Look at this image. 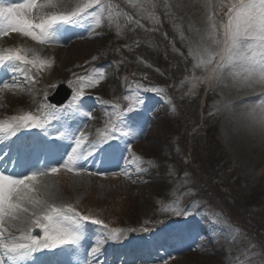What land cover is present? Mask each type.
<instances>
[{
    "label": "rangeland",
    "instance_id": "obj_1",
    "mask_svg": "<svg viewBox=\"0 0 264 264\" xmlns=\"http://www.w3.org/2000/svg\"><path fill=\"white\" fill-rule=\"evenodd\" d=\"M57 2L59 7L45 11L65 13L83 0ZM207 2L121 0L115 9L104 0L108 7L103 29L101 25L91 27L94 21L86 18L90 20L75 29L64 27L63 38L58 35L47 44L20 33L8 38L11 50H31L29 58L39 55L52 64L39 70V75L36 72L29 82L32 85L15 81L18 88L0 92V121L7 110L25 107L33 100L37 89L33 85H39V77L49 84L48 88L39 85L41 100L57 82L77 84V71L90 70L94 76L104 70L106 78L101 86L87 87L80 80L79 87L84 88V94L101 91L108 106L113 105V96L125 100V96L137 93L144 100L138 111L146 116L141 114V124L133 129L143 138L129 136L131 150L127 146L126 155L134 161L129 169L117 171L116 167L76 174L70 179L45 180L46 187L41 184L35 194L50 206L83 208L115 226L122 239L128 238L127 247L111 249L115 241L105 243L101 264H264V130L250 115L253 109L256 114L261 111L264 85L248 87L239 78L227 75L218 83L201 82L208 72L195 66L192 53L206 42ZM226 11L217 9V19H226ZM6 45L2 40L0 50ZM23 67L35 73L29 65ZM211 67L214 65L209 66V72ZM10 77L0 76V83H11L7 80ZM124 82L133 87L124 91ZM153 88L156 91L147 90ZM82 115L89 123L93 121ZM105 120L98 116L93 121L94 132ZM132 123L128 121L133 128ZM242 125L249 126V131ZM79 126L90 130L86 124ZM88 137L93 135L89 133ZM113 157H117L116 151ZM42 164L46 166V162ZM140 167L145 169L141 171ZM110 173L118 175L106 176ZM172 208L189 214L176 216L166 210ZM175 217L179 222L172 219ZM204 221L205 229L199 234ZM127 224L135 233L128 231ZM91 225L79 244L83 254H73L67 264H85L97 234L106 230ZM175 229L187 230L194 238L187 235L173 240L170 234ZM11 231L20 235L15 229ZM143 232L146 236L140 235ZM141 245L147 249V260H142L139 253L136 258H125L126 250L131 254ZM59 255L60 251H54L47 259H37V264H56L58 259L54 263V258ZM33 260L31 256L24 264H33Z\"/></svg>",
    "mask_w": 264,
    "mask_h": 264
},
{
    "label": "snow or ice",
    "instance_id": "obj_2",
    "mask_svg": "<svg viewBox=\"0 0 264 264\" xmlns=\"http://www.w3.org/2000/svg\"><path fill=\"white\" fill-rule=\"evenodd\" d=\"M59 6L57 0H43V2L23 0L20 3H6L5 0H0V36L16 32L39 44H47L52 42L55 33L61 28L78 25L86 18L94 21L93 28L99 27L101 16L108 7L104 0H83L74 9L65 13L45 11ZM206 7L209 9L206 42L192 53L197 61L195 66L208 72L201 82L218 83L227 75L239 78L248 87L264 85V0H217L215 4L208 0ZM225 8L226 19L218 20L216 10L223 11ZM90 9L96 10L89 11ZM109 18H111L110 12ZM29 51L31 50L23 48L0 51V69L9 70L13 74L19 72L25 79L33 80L34 78L28 74L30 69L21 65H29L31 69L39 71L50 67L52 61L41 59L39 55L29 58ZM212 65L214 67H211L209 72V66ZM105 78L104 70H99L90 78L79 77L81 81H88L87 87L99 85ZM12 80L11 83L8 81L0 83V92L18 88L19 85L14 82L15 75ZM147 90L156 91L154 88ZM83 95L84 88L78 87L73 103L68 107L76 108L78 111L75 100ZM124 99L128 101L127 105L122 112L109 119L103 131L98 132V138L91 145L87 155L81 151L86 137L83 131H80L74 137V146L65 154L62 163L21 174L0 171V264H24L27 258L43 249H63L64 246H72L75 251L78 248L83 238L81 221H89L91 218L81 216L72 205L60 207L47 205L46 201L37 198L35 194L41 186V177L58 173L61 168L77 175L85 171L78 166V162L93 156L109 141L129 136L143 138L142 133L137 134L133 131L127 117L129 113L138 111L144 100L137 93L129 94ZM260 107L259 114L253 109L250 115L253 116L254 123L264 130V103ZM84 115L89 119L92 118L90 111L85 112ZM51 118L54 117L50 113H46L43 117L27 113L13 117L10 122H0V142L3 141V134L15 137L22 128L45 129ZM69 134L60 131L56 138H64ZM128 150H131L130 144ZM26 151L27 147L22 145L20 158L11 161L13 168L25 166L26 158L23 153ZM2 159L3 155H0V160ZM123 174L130 175L128 172ZM166 210L172 211L176 216L189 214L178 208ZM91 222L103 224L99 219ZM104 227L107 228V225ZM11 229H15L20 235H14ZM36 229H39V232L34 235ZM121 239L120 230H108L95 240L85 264H101L100 257L103 255L105 243L118 242Z\"/></svg>",
    "mask_w": 264,
    "mask_h": 264
},
{
    "label": "bare ground",
    "instance_id": "obj_3",
    "mask_svg": "<svg viewBox=\"0 0 264 264\" xmlns=\"http://www.w3.org/2000/svg\"><path fill=\"white\" fill-rule=\"evenodd\" d=\"M187 1H188V0H187ZM191 5H192V4H191ZM183 8H184V7H183ZM184 9H185V8H184ZM180 18H181V17H180ZM199 24L202 25V27L204 26L203 23H201V22H200ZM91 27H92V26H91ZM206 28L208 29V24L206 25ZM206 28H203V29H206ZM207 29H206V30H207ZM201 30H202V29H201ZM29 40H30V39H29ZM245 127H247L246 129L248 130L249 126H247V125H242V126H241V128H245ZM253 129H254V128H253ZM254 130H255V129H254ZM248 131H249V130H248ZM253 132H254V131H253ZM258 134H259V133H258ZM261 134H262V133H261ZM263 159H264V157H263ZM50 188H51V184H49V188H48V190H49Z\"/></svg>",
    "mask_w": 264,
    "mask_h": 264
},
{
    "label": "trees",
    "instance_id": "obj_4",
    "mask_svg": "<svg viewBox=\"0 0 264 264\" xmlns=\"http://www.w3.org/2000/svg\"><path fill=\"white\" fill-rule=\"evenodd\" d=\"M200 163V162H199Z\"/></svg>",
    "mask_w": 264,
    "mask_h": 264
}]
</instances>
